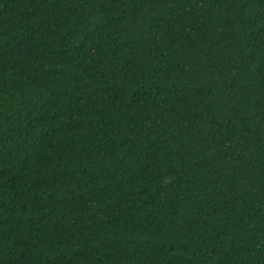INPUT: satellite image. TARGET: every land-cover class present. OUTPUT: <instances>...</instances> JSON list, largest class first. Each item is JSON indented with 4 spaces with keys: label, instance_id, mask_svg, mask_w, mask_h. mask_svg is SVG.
Masks as SVG:
<instances>
[{
    "label": "trees",
    "instance_id": "trees-1",
    "mask_svg": "<svg viewBox=\"0 0 264 264\" xmlns=\"http://www.w3.org/2000/svg\"><path fill=\"white\" fill-rule=\"evenodd\" d=\"M0 264H264V0H0Z\"/></svg>",
    "mask_w": 264,
    "mask_h": 264
}]
</instances>
